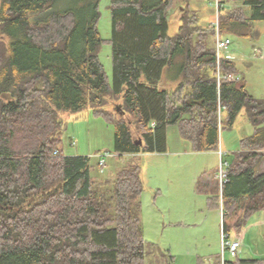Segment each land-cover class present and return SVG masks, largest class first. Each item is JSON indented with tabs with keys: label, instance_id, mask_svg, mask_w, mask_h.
Segmentation results:
<instances>
[{
	"label": "trees",
	"instance_id": "1",
	"mask_svg": "<svg viewBox=\"0 0 264 264\" xmlns=\"http://www.w3.org/2000/svg\"><path fill=\"white\" fill-rule=\"evenodd\" d=\"M57 1L0 0V264H146L149 255L153 264L174 263L144 239L139 165L119 170L112 189L95 181L88 156L62 154L61 112L88 108L113 122L115 152L135 154L165 152L169 125L194 151H219L221 108L226 126L243 109L255 129L231 152L221 192L215 185L207 198L218 204L221 196L222 233L264 210V98L249 94L242 78H224L237 75L235 63L223 57L217 68L205 40L214 29L201 24L189 0L174 35L168 17L179 0L110 1L112 83L97 54L99 0L64 8ZM236 1L251 15L223 11L219 28L252 39L264 0Z\"/></svg>",
	"mask_w": 264,
	"mask_h": 264
},
{
	"label": "rangeland",
	"instance_id": "2",
	"mask_svg": "<svg viewBox=\"0 0 264 264\" xmlns=\"http://www.w3.org/2000/svg\"><path fill=\"white\" fill-rule=\"evenodd\" d=\"M110 1L99 0L98 31L101 43L97 54L109 83H112ZM190 2L191 7L196 6L201 24L213 27V33L208 34L205 40L210 46L214 45V48L217 33L214 25L217 19L220 24L223 11L239 8L241 12L251 15L249 8L236 0H221L217 12L213 5L214 0H190ZM71 3H74V0L56 2L59 8L70 6ZM187 5V2L179 0L170 9L169 35H174L176 32L179 25L177 17ZM252 26L253 32L257 34L252 39L225 33L220 28L219 31L222 37L230 40L227 54L228 57H232L238 71L237 75H232L233 78H242L247 92L262 99L264 98V20L253 21ZM117 104L119 103L116 101L112 106L110 105L115 118L118 116V112L114 110ZM221 116L219 149L223 151L222 158L212 151H194L191 142L180 135L177 125L167 127L165 152L141 151L135 154H118L114 148V123L94 116L88 108L77 112L60 113L62 127L59 147L63 155L88 156L91 177L95 181L106 180V186L109 185L111 189L119 170L129 163L138 164L143 185L140 217L144 239L149 244L153 243L162 252L171 255L173 264H196L198 257L208 263L215 256L222 258V215L224 214L221 196L218 204H213L207 198L208 193L215 185L221 192L219 177L221 163L228 162L231 152L239 149L240 140L251 135L255 129L244 114V110L238 112L230 126L224 124L225 112L222 108ZM103 153L108 155L105 156L104 165L99 166L97 155ZM261 165H264V160ZM199 179L204 191L196 189V181ZM108 190L109 194L110 189ZM228 234L230 239H238L241 242L235 258L264 260V210L254 212L241 229H231ZM223 258L235 259L230 258L227 251H224ZM146 264H153L150 255L146 258Z\"/></svg>",
	"mask_w": 264,
	"mask_h": 264
},
{
	"label": "built area",
	"instance_id": "3",
	"mask_svg": "<svg viewBox=\"0 0 264 264\" xmlns=\"http://www.w3.org/2000/svg\"><path fill=\"white\" fill-rule=\"evenodd\" d=\"M213 5L215 6L216 12L218 9V6L221 5V0H214ZM218 15V14H217ZM215 28H216V38H215V55H216V63H217V68L219 65L220 60L223 57H228L229 55L227 54V50H228V46L230 45V40L228 38H224L220 35V31H219V24H218V19L215 21ZM219 76V75H218ZM224 78H233L232 75H228V76H224ZM56 153V152H55ZM218 153L220 154V156L222 157L223 151L221 149H219ZM108 155L107 153H103V154H98V163L99 165H104L105 163V156ZM221 167H220V171H219V177H220V184L222 185V183L227 182L228 178H227V162H222L221 163ZM225 166V167H224ZM221 247H222V263H224V258H223V253L224 251H227L229 254V257L231 258H235L238 254V250L240 247V240L238 239H230L229 238V234H225L222 233V238H221Z\"/></svg>",
	"mask_w": 264,
	"mask_h": 264
},
{
	"label": "crops",
	"instance_id": "4",
	"mask_svg": "<svg viewBox=\"0 0 264 264\" xmlns=\"http://www.w3.org/2000/svg\"><path fill=\"white\" fill-rule=\"evenodd\" d=\"M189 4H190V6H191V2H190V0H189ZM196 6H192V8H194V9H196L195 8ZM197 10V9H196ZM232 58V57H231ZM169 86H170V88H174V86H175V82L174 81H170L169 82ZM243 110V109H242ZM245 114V113H244ZM222 150V149H221ZM213 153H218V151H212ZM219 154V153H218ZM219 156H220V154H219ZM223 156V155H222ZM221 157V156H220ZM222 158V157H221ZM264 165L262 166L261 164H260V166L258 167V172L259 173H261V172H263L264 171ZM213 177H215V175L213 176ZM196 182H198V181H196ZM196 189H197V183H196Z\"/></svg>",
	"mask_w": 264,
	"mask_h": 264
},
{
	"label": "water",
	"instance_id": "5",
	"mask_svg": "<svg viewBox=\"0 0 264 264\" xmlns=\"http://www.w3.org/2000/svg\"><path fill=\"white\" fill-rule=\"evenodd\" d=\"M117 109H120L119 107H117ZM139 144H142V141H141V139H138V141H137ZM34 200V198L32 197L28 202H27V204H29L30 202H32ZM11 208V207H10Z\"/></svg>",
	"mask_w": 264,
	"mask_h": 264
}]
</instances>
